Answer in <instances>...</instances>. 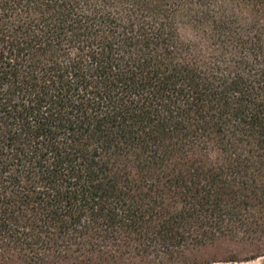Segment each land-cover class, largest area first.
I'll list each match as a JSON object with an SVG mask.
<instances>
[{
    "label": "trees",
    "instance_id": "16d2710c",
    "mask_svg": "<svg viewBox=\"0 0 264 264\" xmlns=\"http://www.w3.org/2000/svg\"><path fill=\"white\" fill-rule=\"evenodd\" d=\"M264 256V0H0V264Z\"/></svg>",
    "mask_w": 264,
    "mask_h": 264
},
{
    "label": "rangeland",
    "instance_id": "374dc122",
    "mask_svg": "<svg viewBox=\"0 0 264 264\" xmlns=\"http://www.w3.org/2000/svg\"><path fill=\"white\" fill-rule=\"evenodd\" d=\"M213 264H264V256L254 260L241 261V262H217Z\"/></svg>",
    "mask_w": 264,
    "mask_h": 264
}]
</instances>
